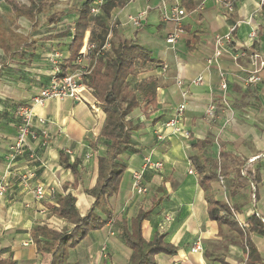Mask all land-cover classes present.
<instances>
[{
  "label": "crops",
  "instance_id": "1",
  "mask_svg": "<svg viewBox=\"0 0 264 264\" xmlns=\"http://www.w3.org/2000/svg\"><path fill=\"white\" fill-rule=\"evenodd\" d=\"M67 1L58 0L48 11L62 14L56 23L49 25L55 28L32 36L28 34L29 20L23 16L15 18L3 0L10 21L19 25L13 30L26 35L28 43L34 41L31 46L19 48L22 56L0 48V180L4 177L7 180V193L0 201V259L15 264L50 263V254L37 250L30 231L35 225L56 230L71 226L51 211L58 196L72 194L80 215L90 209L94 198L86 190L95 185L97 161L107 148L106 141L99 136L104 112L92 93L84 91L81 101L49 99L42 106L32 107L35 116L46 120L49 145L38 150V160L25 154L16 159L9 173L5 172L18 124L13 114L15 106L29 105L31 98L49 82L52 66L47 56L52 49L62 52V65L69 57L77 8L85 0H76L73 7ZM123 1L109 16H103L102 12L97 15L101 26L90 21L80 50L90 42L100 45L108 39L111 46H116L129 40L142 47L149 58L128 75L131 88L137 92L141 83L152 85L146 90V97L136 93L138 106L129 117L135 126L131 140L137 151L120 156L125 170L118 190L97 209L103 217L105 210L110 211V219L70 249L67 262L129 264L131 250L121 234V223L125 221L129 226L130 220L142 210L147 213L141 223L144 240L150 241L156 231L162 232L165 242L175 250L173 254H156L155 264H247L238 233L228 224L209 217L205 192L199 185L191 157L209 158L207 169L215 174L211 193L219 201L228 198L243 229L254 213L264 220V67L259 71L261 80L247 85L245 78L257 64L241 56L258 54L259 60L264 61V0H226L231 10L220 0ZM174 6L182 7L186 15L183 34L170 45L166 38L174 23L164 20L163 13ZM143 10L146 13L140 25L133 26L128 17ZM251 31L255 32L253 38L249 36ZM228 32L231 39L224 43L226 51L218 62L227 81L226 107L219 99L217 68H206L205 60L213 53L215 39ZM199 75L202 82L189 85ZM183 88L188 89L186 106L176 125L178 131H173L165 124L182 102ZM210 102L216 104L211 120L204 118ZM160 134L161 140L157 138ZM203 140H210L211 145L203 149L194 145ZM28 146L36 150L35 142L30 141ZM145 156L160 162L162 167L145 171L146 192L137 193L132 185V172L142 168ZM60 157L67 164L76 163V177L70 168L63 166ZM28 170L35 177L24 185L18 175ZM247 170L256 171L257 183L253 184ZM36 184H42L46 190L54 188L55 196L47 193L44 200L37 201L33 192ZM167 214L171 215L169 222L165 220ZM249 238L264 258V236L251 232ZM196 240H200L202 251L194 253L190 249Z\"/></svg>",
  "mask_w": 264,
  "mask_h": 264
},
{
  "label": "trees",
  "instance_id": "2",
  "mask_svg": "<svg viewBox=\"0 0 264 264\" xmlns=\"http://www.w3.org/2000/svg\"><path fill=\"white\" fill-rule=\"evenodd\" d=\"M4 1L9 5L15 18L23 16L29 20L31 29L37 28L39 16L46 15L58 2V0H28V4H21L15 0ZM90 3L91 0H85L77 8L78 17L69 45V57L61 67L63 72L67 67L74 66L72 63L81 48L90 21L93 20L98 25H102L98 16L91 17L89 15ZM123 4V0H105L101 6V12L103 16H109L113 9L121 7ZM61 15V13L54 12L44 17L46 23L51 25L56 23ZM49 36L51 38L52 35ZM33 44L34 41L28 43L27 37H22L5 25L0 16V48L5 52L15 51V56H22L19 48L22 45L31 46ZM144 61H149L146 51L129 40L120 41L116 46H111L108 51L96 58L92 72L88 76V84L97 104L104 112L99 136L104 138L107 148L105 154L100 156L97 161L96 183L91 189L86 190V193L94 198L90 209L84 215H80L75 205L76 199L72 194L58 196L55 198L56 205L51 207V211L71 226L56 230L44 225H35L31 229V237L37 250L50 254L49 264H68L69 250L80 243L89 232L101 229L110 219V211L105 210V217H103L97 212V209H100L106 199L118 190L121 175L125 170V164L120 156L126 152L137 151L131 140V131L135 126L129 117L138 106L136 93L146 97L145 92L152 84L150 82L141 83L137 85V92H135L127 77ZM150 102H153V98L150 99ZM194 145L203 149L210 146L211 141L203 140ZM60 161L63 166L70 168L76 177V163L67 164L62 157H60ZM191 161L198 174L199 185L205 192L209 217L228 224L238 233L247 264H264V258L259 255L249 238L251 232L264 236L263 218L258 214H252L246 221L247 228L243 229L231 215L228 204L215 199L211 193V184L215 179V174L207 169L209 158L204 155H195L191 157ZM246 173L250 175L253 184L257 183L256 171L247 170ZM146 215V212L139 210L137 215L130 220L129 226L125 221L121 223V234L126 246L131 250L129 264H155L154 256L156 254H173L175 252L173 246L165 242V234L162 232L156 231L150 241L144 240L141 223ZM0 264L15 263L9 259H0Z\"/></svg>",
  "mask_w": 264,
  "mask_h": 264
},
{
  "label": "built area",
  "instance_id": "3",
  "mask_svg": "<svg viewBox=\"0 0 264 264\" xmlns=\"http://www.w3.org/2000/svg\"><path fill=\"white\" fill-rule=\"evenodd\" d=\"M228 10H231V5L226 0H220ZM105 0H91L89 7V15L91 17L97 16L101 12V6L104 4ZM145 11H140L133 16H129L128 20L133 26L140 25L141 20L145 16ZM186 15L185 10L182 7L174 6L168 11L163 13V19L171 21L174 23V28L172 32L167 36L166 42L170 45H173L183 34V19ZM249 36L251 38L255 37V32L251 31ZM231 32L226 33L223 36L217 37L214 42L213 53L205 60L206 68L215 66L217 68V73L220 77L218 89H219V99L222 104L228 107L229 103L227 100V81L224 77V72L219 68L218 62L221 55L226 51L224 43L230 41ZM110 41L106 39L102 44L97 45L95 43H87L77 54L74 66L69 68L66 72L61 70V65L63 61V54L58 49H52L48 54V62L52 66V75L49 82L41 87L37 94L31 98V103L28 104H18L15 106L13 111L14 116L18 119L16 135L13 143L9 147V153L7 155V165L6 173L11 171V166L14 164L18 157L24 156L27 154V157L32 160H38L39 154L38 150L45 149L50 143V134L46 127V120L42 117H37L33 114L32 107L35 105L42 106L45 101L49 99H72L75 101L83 100L82 93L87 91L92 92L91 87L88 84V76L91 74L92 69L95 65L96 58L102 55L104 52L108 51L111 47ZM243 57H248L252 60L253 63L257 64V67L249 72L245 78V83L248 85L258 83L261 78L259 76V71L264 67V61L259 60L258 54L246 55L241 54ZM202 82V76L199 75L195 79L191 80L189 85H196ZM179 85L181 82H177ZM188 95V89L183 88L181 90L182 102L175 109L174 116L166 122V126L171 128L173 131H178L176 127L177 123L181 120L183 116V111L186 106V97ZM216 104L210 102L205 111V119H213L215 117ZM185 136H188V132L184 133ZM159 140L163 139V136L157 135ZM36 143V150H30L28 143ZM68 154L71 151H66ZM162 167L160 162H154L150 159L149 156H145L142 164V168L138 171L132 172L133 179V189L137 193L146 192V187L143 182V175L147 169L158 170ZM35 173L33 171H24L18 175V178L21 180L22 184H28L29 180L34 179ZM222 184V183H221ZM222 186V185H221ZM34 198L37 201L44 200L45 197L50 195L51 197L55 196V189L46 188L42 184H36L33 188ZM7 193V180L2 178L0 180V201L5 197ZM254 198V194H252ZM225 202L228 204L231 215L237 219V212L226 199ZM171 215L167 214L165 220L169 222ZM242 227V224L239 223ZM192 252L197 253L202 251V246L200 240L192 245Z\"/></svg>",
  "mask_w": 264,
  "mask_h": 264
},
{
  "label": "rangeland",
  "instance_id": "4",
  "mask_svg": "<svg viewBox=\"0 0 264 264\" xmlns=\"http://www.w3.org/2000/svg\"><path fill=\"white\" fill-rule=\"evenodd\" d=\"M1 1V0H0ZM19 3H23V4H27V0H17ZM4 5H3V9H1V15L3 16L2 17V20H3V23L5 24V25H8L9 26V28H11V29H16V28H18V26L19 25H17L16 24V22L15 21H10V18L8 17V11H7V9H8V7L6 6V3H4L3 2V0L1 1ZM71 3V6L73 7V5H75V2H76V0H68L67 1V3ZM73 9V8H72ZM53 11V10H52ZM50 12V11H49ZM49 12H47L46 13V15H40L39 16V25H38V27L37 28H35V29H31L30 28V31H29V35H32V36H34V35H38V34H41L42 32H47V30H52V29H54L55 28V26H53V27H49V25L46 23V21H45V18H44V16H47L48 14H49ZM30 26H31V23H30ZM19 34V33H18ZM21 34V33H20ZM24 34V33H23ZM22 37H27L26 35H21ZM57 46H59V45H57ZM54 47V46H53ZM135 69H133V71H134ZM225 198V197H224ZM226 199L228 200V198L226 197ZM229 201V200H228ZM234 209H235V207H234Z\"/></svg>",
  "mask_w": 264,
  "mask_h": 264
}]
</instances>
